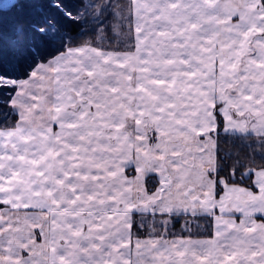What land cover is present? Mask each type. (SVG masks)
I'll list each match as a JSON object with an SVG mask.
<instances>
[{
  "label": "snow or ice",
  "instance_id": "snow-or-ice-1",
  "mask_svg": "<svg viewBox=\"0 0 264 264\" xmlns=\"http://www.w3.org/2000/svg\"><path fill=\"white\" fill-rule=\"evenodd\" d=\"M0 264H264V0H0Z\"/></svg>",
  "mask_w": 264,
  "mask_h": 264
},
{
  "label": "trees",
  "instance_id": "trees-1",
  "mask_svg": "<svg viewBox=\"0 0 264 264\" xmlns=\"http://www.w3.org/2000/svg\"><path fill=\"white\" fill-rule=\"evenodd\" d=\"M181 223H182V221H181ZM176 228L179 229L180 228V224H177L176 225Z\"/></svg>",
  "mask_w": 264,
  "mask_h": 264
}]
</instances>
